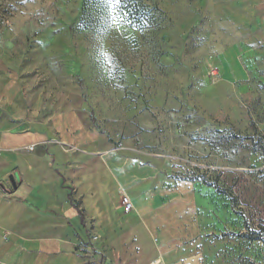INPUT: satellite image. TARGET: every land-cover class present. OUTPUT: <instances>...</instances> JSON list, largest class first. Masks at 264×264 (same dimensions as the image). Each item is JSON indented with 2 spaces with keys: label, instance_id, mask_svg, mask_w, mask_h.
Masks as SVG:
<instances>
[{
  "label": "rangeland",
  "instance_id": "374dc122",
  "mask_svg": "<svg viewBox=\"0 0 264 264\" xmlns=\"http://www.w3.org/2000/svg\"><path fill=\"white\" fill-rule=\"evenodd\" d=\"M73 97L67 163L137 179L130 213L66 186L87 264H264V0H0V133H52Z\"/></svg>",
  "mask_w": 264,
  "mask_h": 264
},
{
  "label": "crops",
  "instance_id": "0c3cea01",
  "mask_svg": "<svg viewBox=\"0 0 264 264\" xmlns=\"http://www.w3.org/2000/svg\"><path fill=\"white\" fill-rule=\"evenodd\" d=\"M66 103L68 105L62 110L56 109L52 113V133H0V264L89 262L90 259L85 258L88 254L84 253L88 250V246L84 245L87 240L86 230L68 199L69 194L71 199L68 187L75 188L81 182V204L86 213L88 196L94 190L91 181L100 185L101 181H107L105 192L113 200L119 201L120 208V193L127 195L133 203L125 190L137 181L132 173L127 179L120 174V169L105 166L100 159L79 164L77 169L67 163L71 153H65L63 146H70L81 139L88 141L91 133L83 121L86 114L83 101L73 97L67 99ZM75 113L81 115L78 116V123L82 131L76 130ZM47 141L54 143L52 149L45 151L50 162L47 165L41 164L44 157L39 152L22 151L28 146ZM102 142L106 145L103 140L96 142L97 150L101 152L107 150L106 146H101ZM55 144L62 146L56 147ZM10 175L18 177L16 189L4 181ZM98 192L96 196L99 198L102 191ZM77 194L79 196L80 192Z\"/></svg>",
  "mask_w": 264,
  "mask_h": 264
},
{
  "label": "built area",
  "instance_id": "2783aa9c",
  "mask_svg": "<svg viewBox=\"0 0 264 264\" xmlns=\"http://www.w3.org/2000/svg\"><path fill=\"white\" fill-rule=\"evenodd\" d=\"M120 196H121V208L123 212L130 213L131 211H133L134 206L131 199L124 193H120Z\"/></svg>",
  "mask_w": 264,
  "mask_h": 264
},
{
  "label": "trees",
  "instance_id": "16d2710c",
  "mask_svg": "<svg viewBox=\"0 0 264 264\" xmlns=\"http://www.w3.org/2000/svg\"><path fill=\"white\" fill-rule=\"evenodd\" d=\"M91 122H92L93 124L95 123V119H94V117H93V113H92V112H91ZM213 187L216 189L217 192H219V193H221V194H223V195H226L225 191H222V190L219 188V186L214 185ZM68 199H69L71 205L74 207V209H76V211H77V213H78V215H79V217H80V222H81V224L84 226L85 222H84L83 214H82L81 211L78 209V207H77L75 204H73V202L71 201V199H70V194L68 195Z\"/></svg>",
  "mask_w": 264,
  "mask_h": 264
},
{
  "label": "water",
  "instance_id": "95a60500",
  "mask_svg": "<svg viewBox=\"0 0 264 264\" xmlns=\"http://www.w3.org/2000/svg\"><path fill=\"white\" fill-rule=\"evenodd\" d=\"M17 180H18L17 175H10L8 177L9 184L12 186L13 189H16Z\"/></svg>",
  "mask_w": 264,
  "mask_h": 264
},
{
  "label": "snow or ice",
  "instance_id": "6c2138e0",
  "mask_svg": "<svg viewBox=\"0 0 264 264\" xmlns=\"http://www.w3.org/2000/svg\"><path fill=\"white\" fill-rule=\"evenodd\" d=\"M107 3H108L110 6H116V7H119V5H120V0H107ZM113 19H115V17H113Z\"/></svg>",
  "mask_w": 264,
  "mask_h": 264
}]
</instances>
